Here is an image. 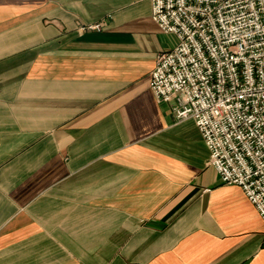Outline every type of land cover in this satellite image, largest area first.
I'll use <instances>...</instances> for the list:
<instances>
[{
  "label": "crops",
  "instance_id": "0c3cea01",
  "mask_svg": "<svg viewBox=\"0 0 264 264\" xmlns=\"http://www.w3.org/2000/svg\"><path fill=\"white\" fill-rule=\"evenodd\" d=\"M176 41L151 0H0V264H264L256 208L150 89Z\"/></svg>",
  "mask_w": 264,
  "mask_h": 264
},
{
  "label": "built area",
  "instance_id": "2783aa9c",
  "mask_svg": "<svg viewBox=\"0 0 264 264\" xmlns=\"http://www.w3.org/2000/svg\"><path fill=\"white\" fill-rule=\"evenodd\" d=\"M151 18L177 41L157 55L150 89L195 122L208 163L264 221V0H151Z\"/></svg>",
  "mask_w": 264,
  "mask_h": 264
}]
</instances>
